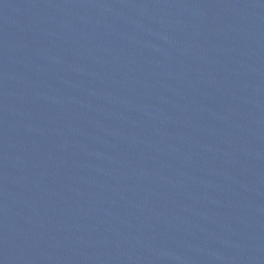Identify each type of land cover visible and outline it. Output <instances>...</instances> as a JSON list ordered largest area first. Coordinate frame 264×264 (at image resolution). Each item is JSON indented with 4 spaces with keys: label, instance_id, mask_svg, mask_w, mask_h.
I'll return each mask as SVG.
<instances>
[{
    "label": "water",
    "instance_id": "water-1",
    "mask_svg": "<svg viewBox=\"0 0 264 264\" xmlns=\"http://www.w3.org/2000/svg\"><path fill=\"white\" fill-rule=\"evenodd\" d=\"M0 264H264V0H0Z\"/></svg>",
    "mask_w": 264,
    "mask_h": 264
}]
</instances>
